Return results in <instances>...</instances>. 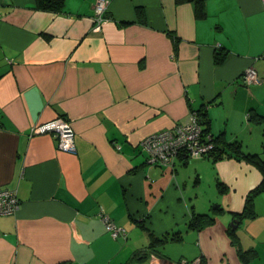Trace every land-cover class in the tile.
Returning <instances> with one entry per match:
<instances>
[{"label": "crops", "instance_id": "0c3cea01", "mask_svg": "<svg viewBox=\"0 0 264 264\" xmlns=\"http://www.w3.org/2000/svg\"><path fill=\"white\" fill-rule=\"evenodd\" d=\"M96 1L53 13L0 0V190L19 202L0 215V264H243L238 248L264 264V192L252 218L234 216L260 168L178 155L171 170L139 147L198 111L219 144L264 158V0H206L201 17L191 2L106 0L94 32ZM249 67L260 84H243ZM58 117L71 123L73 153L31 134ZM101 210L124 237L110 236ZM193 214L213 223L191 229ZM164 238L157 257L148 246Z\"/></svg>", "mask_w": 264, "mask_h": 264}, {"label": "built area", "instance_id": "2783aa9c", "mask_svg": "<svg viewBox=\"0 0 264 264\" xmlns=\"http://www.w3.org/2000/svg\"><path fill=\"white\" fill-rule=\"evenodd\" d=\"M107 9L106 0L95 2L92 31L98 32L102 23L107 20L105 16ZM241 79L246 86L261 83L256 70L252 67L246 68L242 72ZM46 133L54 136L58 150L66 153L75 151L74 131L68 119L58 117L31 129V134ZM139 147L146 154V160L149 164L164 166L172 170L178 155H184L188 158L205 157L211 152L213 143L210 134H204L198 115L194 111L187 123L175 124L170 128L155 132L143 138ZM18 208L19 202L15 191L0 190V215H12ZM101 218L106 231L112 238L125 236L124 229L115 226L103 210H101Z\"/></svg>", "mask_w": 264, "mask_h": 264}, {"label": "trees", "instance_id": "16d2710c", "mask_svg": "<svg viewBox=\"0 0 264 264\" xmlns=\"http://www.w3.org/2000/svg\"><path fill=\"white\" fill-rule=\"evenodd\" d=\"M175 1L176 3H183V2L194 3L196 8V16L201 17L204 15L203 7L206 0H175ZM63 2L64 0H35L37 9L47 12H53V13H57L62 10ZM215 61L217 63H221L223 61V57L220 56L218 57V55H216ZM195 112L198 115L200 124L203 125L204 120L200 118L201 113L198 111ZM203 132L204 134H209L207 133V128L206 129L203 128ZM211 142L213 143V148L207 156L210 157L213 161H218L224 158H231V157L237 159L242 158L247 162L256 165L258 168H260L262 173H264V158H261L259 155L239 154L237 145L233 143V144H227L226 146H222L221 144H219L220 143L219 139L218 138L214 139L212 136H211ZM225 147L231 149L235 154L228 153L225 150ZM219 186H220V191H223L224 187L221 186V184H219ZM262 192H264V178H262L260 184L247 195L245 206L242 213L234 215L237 220L240 221L243 218H252L254 216L253 198ZM212 223H213V217H211L208 214H193L191 219L188 221V227L195 230H202L205 227L211 225ZM228 235L231 237L232 242L236 244L237 238L235 233L232 230L228 229ZM165 239L166 238L161 240H153L148 246V248L153 251H156L155 248L165 243ZM237 254H238V258L243 264H250V262L256 257V253L254 250H241L240 248H238Z\"/></svg>", "mask_w": 264, "mask_h": 264}, {"label": "water", "instance_id": "95a60500", "mask_svg": "<svg viewBox=\"0 0 264 264\" xmlns=\"http://www.w3.org/2000/svg\"><path fill=\"white\" fill-rule=\"evenodd\" d=\"M239 222L237 220H233V222L230 224L231 230H235L238 226Z\"/></svg>", "mask_w": 264, "mask_h": 264}, {"label": "rangeland", "instance_id": "374dc122", "mask_svg": "<svg viewBox=\"0 0 264 264\" xmlns=\"http://www.w3.org/2000/svg\"><path fill=\"white\" fill-rule=\"evenodd\" d=\"M158 247H159V249H157V247L155 248V250L157 249V253H158V254H156L157 257H158V256H161V254H162L163 251H164L162 245H159ZM160 247H161V248H160ZM161 249H162V250H161ZM161 252H162V253H161ZM193 264H195V263H193Z\"/></svg>", "mask_w": 264, "mask_h": 264}]
</instances>
